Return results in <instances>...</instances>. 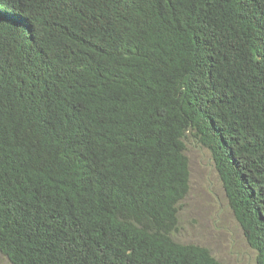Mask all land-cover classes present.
<instances>
[{
  "label": "trees",
  "instance_id": "trees-1",
  "mask_svg": "<svg viewBox=\"0 0 264 264\" xmlns=\"http://www.w3.org/2000/svg\"><path fill=\"white\" fill-rule=\"evenodd\" d=\"M187 133L264 264V0H0L11 264H224L171 236Z\"/></svg>",
  "mask_w": 264,
  "mask_h": 264
},
{
  "label": "rangeland",
  "instance_id": "rangeland-1",
  "mask_svg": "<svg viewBox=\"0 0 264 264\" xmlns=\"http://www.w3.org/2000/svg\"><path fill=\"white\" fill-rule=\"evenodd\" d=\"M184 153L188 159L189 188L178 203L173 239L208 248L224 264H254V250L227 204L209 153L188 133ZM0 264H11L0 252Z\"/></svg>",
  "mask_w": 264,
  "mask_h": 264
}]
</instances>
